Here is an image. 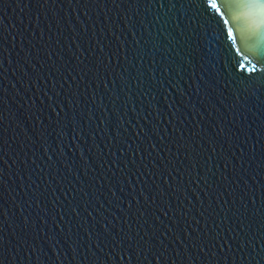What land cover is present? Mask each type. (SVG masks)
Segmentation results:
<instances>
[{"label": "water", "instance_id": "water-1", "mask_svg": "<svg viewBox=\"0 0 264 264\" xmlns=\"http://www.w3.org/2000/svg\"><path fill=\"white\" fill-rule=\"evenodd\" d=\"M0 264H264V0H0Z\"/></svg>", "mask_w": 264, "mask_h": 264}]
</instances>
